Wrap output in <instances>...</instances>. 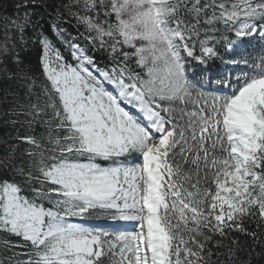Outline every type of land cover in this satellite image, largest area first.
Segmentation results:
<instances>
[{
	"label": "snow or ice",
	"instance_id": "1",
	"mask_svg": "<svg viewBox=\"0 0 264 264\" xmlns=\"http://www.w3.org/2000/svg\"><path fill=\"white\" fill-rule=\"evenodd\" d=\"M0 37V264H264V0H14Z\"/></svg>",
	"mask_w": 264,
	"mask_h": 264
},
{
	"label": "trees",
	"instance_id": "2",
	"mask_svg": "<svg viewBox=\"0 0 264 264\" xmlns=\"http://www.w3.org/2000/svg\"><path fill=\"white\" fill-rule=\"evenodd\" d=\"M59 3V0H49V3ZM13 3L14 0H0V13H4V10L7 9V14H12V9H13ZM39 13H41L42 15L40 17H33V20L36 19H40V27L44 30L45 35H47L49 37V39L53 40V42L55 43L56 47L60 48V50L63 52V54L65 55V57L69 58V54L68 51L65 50L63 44L60 43V41L57 39V37L55 36V33L52 31V28L50 26V23L48 21V16L44 13L43 9L39 10ZM76 21L72 20L71 23L69 24H61V27L67 29V32L65 33V35H71V36H76L78 34V30L75 27ZM84 29L83 27L79 28V32H83ZM26 35L30 38L34 37V32L32 30L31 27H29L26 31ZM2 38V37H0ZM81 45H84V41L80 40ZM247 46L249 47L250 51L251 49H255L254 52H251L252 55H258L260 52V43L258 41H250V43L247 44ZM223 51V50H222ZM39 54H40V47L38 44H33L31 42V40L29 41V45L26 51L21 53V56L23 57L24 61H25V65L27 67H29L33 72H38L39 70V64H38V60H39ZM239 53H234L231 56H226V59H234L236 58V55H238ZM94 55L97 57L98 63L103 66L105 63L108 62V58L106 57V55L104 53L101 52H96L94 53ZM220 62L217 61V64H219ZM9 68H12L13 65L11 63H9ZM233 75H235V72L233 73ZM7 88L9 91L14 90L15 85L12 82H4V81H0V112H3L4 109L8 108L10 106V101H11V97H9L8 101H4L3 99V89ZM4 119H15V117H5ZM21 119H23L21 117ZM17 127H19V125H17ZM16 132V129L13 128L11 125H5L3 123V119H0V140L5 139L9 136H14ZM21 134H26V129L21 128ZM14 142V141H13ZM27 147V145L22 144L21 148ZM3 151V145H0V152ZM3 234H0V236H2ZM10 240H12L14 243L18 242L17 238L15 237H8ZM22 249H15V251H21ZM10 254V253H9Z\"/></svg>",
	"mask_w": 264,
	"mask_h": 264
},
{
	"label": "rangeland",
	"instance_id": "3",
	"mask_svg": "<svg viewBox=\"0 0 264 264\" xmlns=\"http://www.w3.org/2000/svg\"><path fill=\"white\" fill-rule=\"evenodd\" d=\"M98 226V225H97ZM104 227V226H103ZM131 230V229H130Z\"/></svg>",
	"mask_w": 264,
	"mask_h": 264
},
{
	"label": "bare ground",
	"instance_id": "4",
	"mask_svg": "<svg viewBox=\"0 0 264 264\" xmlns=\"http://www.w3.org/2000/svg\"><path fill=\"white\" fill-rule=\"evenodd\" d=\"M109 223H111V222H109Z\"/></svg>",
	"mask_w": 264,
	"mask_h": 264
}]
</instances>
